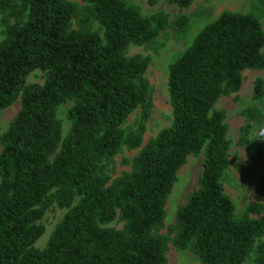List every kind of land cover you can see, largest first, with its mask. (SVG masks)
Returning a JSON list of instances; mask_svg holds the SVG:
<instances>
[{
    "label": "trees",
    "instance_id": "16d2710c",
    "mask_svg": "<svg viewBox=\"0 0 264 264\" xmlns=\"http://www.w3.org/2000/svg\"><path fill=\"white\" fill-rule=\"evenodd\" d=\"M83 1L80 14L68 0H0V111L20 97L0 135V264H165L168 235L157 233L165 204L178 170L202 150L198 188L176 211L172 243L192 250L194 264H264V205L251 202L235 216L223 186L227 125L214 107L240 89L244 70H264L258 16L225 10L199 31L169 65L170 126L145 143L128 172L110 180L103 162L122 145L139 147L145 132L143 122L127 133L122 123L136 108L142 121L151 111L142 78L149 59L124 51L156 41L170 24L183 34L189 18L143 15L126 0ZM168 1L183 9L193 0ZM254 4L264 9V0ZM91 19L102 35L90 29ZM35 69L44 82L26 84ZM253 97L264 100L260 78ZM67 100L71 127L62 138L56 108ZM241 113L244 143L249 123L261 122L264 112L250 106ZM254 190L264 197V159ZM53 203L68 209L45 247L35 248L44 231L39 220ZM113 220L121 227L108 226Z\"/></svg>",
    "mask_w": 264,
    "mask_h": 264
},
{
    "label": "rangeland",
    "instance_id": "374dc122",
    "mask_svg": "<svg viewBox=\"0 0 264 264\" xmlns=\"http://www.w3.org/2000/svg\"><path fill=\"white\" fill-rule=\"evenodd\" d=\"M68 1L78 8L80 14L86 10L87 3L83 0ZM126 1L137 6L143 15H152L158 11H163L168 16L169 22L176 16L184 14L189 18V26L183 34H177L170 24L161 32L156 41L146 44L130 43L126 47L124 51L126 56L140 55L149 59L142 78L147 82V95L151 101V111L148 118L142 121L141 110L136 108L122 123L121 127L127 133L135 131L139 123L143 122L145 132L139 147L130 149L122 145L116 155L103 162L110 180L124 172H128L133 157L138 154L145 143L155 137L160 130L170 126L172 108L168 91L169 65L183 53L201 29L213 22L221 12L228 10L256 14L264 30V9L256 8L254 0H193L189 6L183 9L168 0H153V2L151 0ZM72 24L76 29L79 27L77 16L72 17ZM88 26L102 35V28L96 20L91 19ZM3 30L4 25H0V40L4 36ZM262 52L264 53V47ZM242 75L243 81L240 89L236 93L220 97L214 106L215 109L224 112V122L227 125L230 164L223 179V186L225 193L233 202L236 217L242 216L246 206L251 202H260L264 205V197H258L254 190L257 176L263 173L264 118L261 122H250L249 131L245 137L246 141L244 143L240 142V131L246 124V120L241 113L242 109L253 106L264 112V100L258 101L253 97L255 79L260 78L264 84V70L246 69ZM44 80L45 74L35 69L26 76L25 82L26 84H42ZM72 105V100H67L56 108V115L61 123L62 138L71 127L68 113ZM19 109L20 97L18 96L11 105L0 111V135L7 130ZM124 161H127V163H124ZM202 165L203 150L197 155H190L185 164L178 170L176 181L167 198L164 226L157 232L158 234L168 235L165 264H194L198 262V258L192 250L188 248L178 249L174 246L169 227L175 223L177 209L198 188ZM76 201L77 199L73 201V204ZM67 209L59 208L53 203L45 210L39 220V223L44 227V231L35 241L33 245L35 248L45 247L50 234L61 221ZM121 225L122 223L118 220H113L108 224V226L115 228H120ZM249 261L247 260L243 264H250Z\"/></svg>",
    "mask_w": 264,
    "mask_h": 264
}]
</instances>
